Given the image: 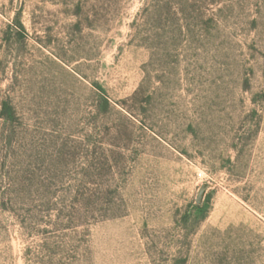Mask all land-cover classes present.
<instances>
[{
    "label": "rangeland",
    "instance_id": "rangeland-1",
    "mask_svg": "<svg viewBox=\"0 0 264 264\" xmlns=\"http://www.w3.org/2000/svg\"><path fill=\"white\" fill-rule=\"evenodd\" d=\"M0 264H264V0H0Z\"/></svg>",
    "mask_w": 264,
    "mask_h": 264
}]
</instances>
